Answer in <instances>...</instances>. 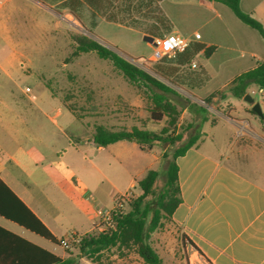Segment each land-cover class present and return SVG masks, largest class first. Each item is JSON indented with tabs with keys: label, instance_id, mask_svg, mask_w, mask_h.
<instances>
[{
	"label": "rangeland",
	"instance_id": "1",
	"mask_svg": "<svg viewBox=\"0 0 264 264\" xmlns=\"http://www.w3.org/2000/svg\"><path fill=\"white\" fill-rule=\"evenodd\" d=\"M59 1L61 0H0V60L9 59L16 65L15 68L4 67L3 71L0 70L2 92L11 107H26L31 110L28 121L30 132L28 131L29 134L26 136L22 134L19 140L23 147L28 146L33 158V162L28 165L32 169L37 166L38 172L44 170L64 185L66 184L64 182L67 167L65 162L57 159L56 152L63 155L70 143H77L75 140L87 131L70 110H73L77 116H81L84 112L83 117L90 116L114 130L122 128L132 130L136 127L160 134L163 128L168 126L167 117L159 122L151 119L153 104L150 96L158 90H150L145 85L130 84L111 61L101 59L95 52L76 55L74 53L75 37L78 35H86L94 39L95 34L108 42L109 46L102 43L104 46L179 92V95L169 94L182 113L177 127L161 135L168 141L144 140L138 144L123 140L118 145V152L115 150L111 152L112 149L99 152L95 147L94 151L87 153L89 157L93 154L98 155L99 158L107 154L122 157L113 161L110 171L107 172L106 185L111 184V193L115 195L118 192L114 190L119 191L120 194L125 193L131 183L135 182L134 188L130 189L133 198L126 209L127 212L131 210L133 200L142 194L138 182L148 174L149 170L159 172L155 191L164 190L168 164L173 160L174 153L183 147L191 136L219 132L218 137L225 143L231 136L225 125V117L230 118V121L247 118L251 123L264 124L257 114L253 113L251 116L245 112V109L250 106L245 100L230 97L228 105L226 100L218 102L217 105H208L205 101L201 102L193 98L190 95H195L192 91L187 92L182 89V86L177 87L157 75L154 72L155 64L161 59H149L155 52V46L140 32V29L100 21L89 10L88 3L93 4L89 0H84L86 4H79L77 9L74 6L76 0H69L62 4H59ZM184 1L167 0L163 8L168 15L175 17L190 32H199L203 36L202 41L208 47H215V53L209 62L204 52L195 57L197 66L195 70H201V67L206 64L212 65L219 75L207 89H216L219 87L220 74H223L225 66L232 61L249 56L246 50L238 45H233L235 49L232 50V43L226 36L219 31L211 30L210 25H206L207 20L210 24L220 21L217 16L208 13L206 18H200L199 12L204 11V7L197 5V0H188L187 3ZM251 4L254 7L253 17L264 27V0H248L246 7L250 10ZM142 5L136 2L131 8L129 7V10L124 11L128 19L133 18L131 22H134L137 17L146 16L145 13H149L148 16H150L147 6ZM96 10L97 13L107 11V4L102 2ZM228 10L232 15L234 14L230 8ZM184 12L186 15H183ZM91 16L98 22L97 29H93L90 25ZM187 16L190 19H196L192 25L190 23L187 26L189 22L186 20ZM156 21L158 22H149V26L153 27L156 24L164 30L163 22ZM150 27L148 30L151 29ZM165 61L166 59L163 60ZM12 70L15 71L12 72ZM5 71L8 73L5 74ZM27 88L30 89L29 92L26 91ZM254 90L252 97L261 104L264 113V92H260L257 88ZM191 101L205 107L207 113L201 112L194 106L188 107L185 112L186 106L191 104ZM88 107L94 108L92 110L95 111L94 115L85 113ZM204 116L212 119L218 117L219 127H213L206 122L202 123ZM178 136L180 138H177ZM168 137L172 138V143ZM11 141V138H6L7 144H13ZM197 141L199 143L201 139ZM78 147L87 151L86 146ZM156 156L158 159L155 161ZM28 158L29 155L22 156L21 160L26 164ZM94 161L97 162L98 159ZM58 163L62 165L59 169ZM150 164L152 167L148 168ZM88 182H91L90 179ZM88 189L94 195L98 194V191L89 183ZM80 200L87 207L92 206L89 200L83 197H80ZM111 206L108 204L106 208L109 209ZM150 243L165 264H196V258L191 256L192 251L187 249L181 229L173 220L163 219L162 226L151 235ZM63 252L67 255L82 256L76 245H70L64 250L58 249V253ZM78 262L92 264L86 257H78ZM101 262L145 264L134 251L118 249L105 253Z\"/></svg>",
	"mask_w": 264,
	"mask_h": 264
},
{
	"label": "crops",
	"instance_id": "2",
	"mask_svg": "<svg viewBox=\"0 0 264 264\" xmlns=\"http://www.w3.org/2000/svg\"><path fill=\"white\" fill-rule=\"evenodd\" d=\"M66 1L69 0H61L59 4ZM101 1L90 0L93 4L88 3V8L94 16L96 15L100 21L140 29L152 44L154 39L169 34H180L190 38L191 44L207 46L202 41V35L199 40L194 39L195 34H200L199 32H190L180 24V21L165 12L163 4L167 0H103L102 2L107 4V11L97 13L96 8L102 3ZM197 1V5L204 7V11L199 12L200 18L212 13L220 20L215 24H210L207 20L206 25H210L211 30L219 31L226 36L232 43V50L235 49L233 45H238L244 48L249 56L228 63L222 71L223 74H220L219 87L211 90L207 89L208 85L219 75L212 65L206 64L201 67L207 77L202 83L194 80L196 73L200 71L195 70L197 68L194 67L195 58L190 65L181 66L178 75H183L180 78L183 82L182 89L187 92L192 91L195 95L189 94L202 102L215 92L227 88L243 72L264 62V38L259 31L244 24L235 14L233 16L228 6L208 0ZM136 2L146 5L150 16L149 13H145L146 16L137 17L131 22L133 18L128 19L124 11L129 10V7L131 8ZM184 2L187 3L188 0ZM247 2L248 0H241V8L253 17L254 7L251 4V10L248 9ZM79 4L85 5L86 2L76 0L75 9ZM183 15H186V12ZM156 20L163 22L164 30L156 24L153 27L149 26V22L156 23L158 22ZM186 20L189 21L188 26L196 19L187 16ZM90 21L91 27L97 29L98 22L92 16ZM148 27L151 29L148 30ZM93 36L97 41L109 46L108 42L95 34ZM202 52L204 50L198 55ZM213 54L209 58L206 57L208 62ZM15 66L12 60H0L1 71L4 67L15 68ZM4 73L7 74L8 71ZM255 88L264 92L253 86L250 94L255 93ZM2 89L0 79V178L46 225L59 242L68 239L72 245L75 238L97 230L100 207L106 208L108 204L112 205L115 196L120 194L119 191L114 190L118 193L112 195L111 184L106 185V178L113 161L122 157H113L111 154L103 155L102 158L95 154L89 157L87 153L94 151L95 147L99 152L107 149L118 152V145L122 141L105 147L98 146L93 141L95 128L98 125H106L90 116L83 117L84 112L81 116H77L73 110H70L87 131L75 140L77 143H70L63 155L56 152L57 159L65 162L67 167L64 185L52 174L44 170L38 172L37 166L33 169L29 167L28 163L33 162V158L28 146L23 147L19 138L22 134L26 136L29 134L28 131L30 132L28 121L31 110L26 107H11L6 102ZM197 93L201 95L198 96ZM230 97L225 101L227 105ZM240 100L243 101L244 98ZM92 110L93 107H88L85 113L94 115L95 111ZM252 111L250 104L245 112L252 116ZM227 118L224 119L225 125L231 133L228 141L224 143L218 137L219 132L202 133L199 137L201 142L196 141L185 153L177 157L181 203L175 209L172 220L181 229L187 249L192 251L191 256L196 258V264H264V124L251 123L247 118L231 121ZM238 122L246 123L248 131L239 134ZM206 123L219 127L218 117L209 118ZM6 138H11L13 144H7ZM80 145L86 146L87 151L79 149ZM26 155H29V158L25 164L21 157ZM94 159H98V163ZM157 159L156 156L155 161ZM61 166L58 163L57 168ZM151 167L152 164L148 165V168ZM89 179L91 182H88ZM88 183L98 191L97 195L88 189ZM134 186L135 182H132L125 192L130 191ZM90 194L92 198L87 199ZM80 197L89 200L92 206L87 207ZM0 227L62 259L70 256L65 252L58 253L59 248L65 249L61 244L48 241L2 216H0ZM15 251L14 244L7 242L3 250L6 257L12 258Z\"/></svg>",
	"mask_w": 264,
	"mask_h": 264
},
{
	"label": "trees",
	"instance_id": "3",
	"mask_svg": "<svg viewBox=\"0 0 264 264\" xmlns=\"http://www.w3.org/2000/svg\"><path fill=\"white\" fill-rule=\"evenodd\" d=\"M208 1L219 2L228 6L239 20L259 31L264 38V27L251 14L242 10L240 5L241 0ZM75 44L74 53L76 55L95 52L101 59L111 61L130 84L136 86L145 85L150 90H158L150 96L153 104L151 119L157 122L161 121L164 117L169 119L168 126L164 127L160 134L136 127L132 130L126 128L114 130L103 125H98L93 134L95 144L105 147L123 140H129L138 144H141L144 140L157 142L168 141L164 140L165 138H162L161 135L169 133L171 129L177 127L182 113L169 94L179 95V92L91 37L78 35L75 37ZM201 50H204L205 56L209 58L215 52V47H208L203 44H190L176 58H162L155 64L156 70L153 71L166 81L181 88V86L183 87V82L180 78L183 75H178L182 69L181 66L190 65ZM164 59H166L165 62H163ZM204 74L201 69L196 73L194 80L200 83L206 81L207 77ZM173 75H176V77H173ZM253 86L264 90V62L253 69L243 72L227 88L215 92L204 101L208 105H217L218 102L227 100L229 96L243 99L250 93V89ZM191 106L197 107L203 113H207L205 107L199 106L196 103H191L186 107ZM252 112L255 113L254 111ZM261 119L264 122V116ZM208 120L209 118L204 116L202 123ZM199 137L200 134L190 137L189 141L174 153L173 160L168 164L163 191H155V185L159 179V172L157 170H149L148 174L138 182L142 194L133 200L129 212L116 215L115 228L102 232L88 233L72 243V245L77 246L82 256L70 254L69 257L62 259L54 253L0 227V264H80L78 257H86L93 264H104L101 262V258L104 257L105 253L113 249H118L119 251H134L145 264H165L161 256L151 245L150 238L162 226L163 219L172 220L175 209L181 203L176 159L192 147ZM177 138H180V136ZM168 139L171 143L173 142L172 138L168 137ZM0 216L48 241L60 244L46 225L1 178ZM7 242L14 244L16 250L12 258L11 256L7 258L3 252Z\"/></svg>",
	"mask_w": 264,
	"mask_h": 264
},
{
	"label": "built area",
	"instance_id": "4",
	"mask_svg": "<svg viewBox=\"0 0 264 264\" xmlns=\"http://www.w3.org/2000/svg\"><path fill=\"white\" fill-rule=\"evenodd\" d=\"M195 40H199L201 38L200 34H195ZM192 40L188 37H185L180 34H169L163 38L154 39L153 44L155 46V52L152 56L155 60H159L162 58H175L179 53L184 52L191 44ZM196 65H194L195 67ZM27 92L30 91L29 88L26 89ZM251 94H254L252 92ZM239 125V134H243L248 131V126L246 123L240 122ZM91 194L88 195L87 199H91ZM133 198V193L131 191L118 194L115 196L112 206L108 208H101L98 211L99 214V222L97 224V231L102 232L108 229H113L116 226L115 217L118 214H125L127 211V207L129 206L131 200ZM79 238H75L74 241H77ZM60 244L68 249L70 247V243L68 239H62Z\"/></svg>",
	"mask_w": 264,
	"mask_h": 264
},
{
	"label": "water",
	"instance_id": "5",
	"mask_svg": "<svg viewBox=\"0 0 264 264\" xmlns=\"http://www.w3.org/2000/svg\"><path fill=\"white\" fill-rule=\"evenodd\" d=\"M244 100L246 102H248L249 104L252 105V110L259 116V117H263V111L261 109L260 103L256 102L255 99L252 97V95L250 93H248L245 97Z\"/></svg>",
	"mask_w": 264,
	"mask_h": 264
}]
</instances>
